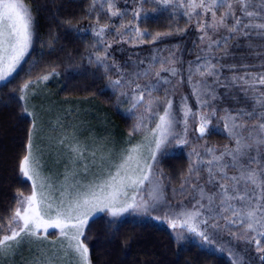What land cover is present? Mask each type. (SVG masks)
I'll return each mask as SVG.
<instances>
[{
    "label": "trees",
    "instance_id": "16d2710c",
    "mask_svg": "<svg viewBox=\"0 0 264 264\" xmlns=\"http://www.w3.org/2000/svg\"><path fill=\"white\" fill-rule=\"evenodd\" d=\"M183 2L186 4L187 0ZM24 3L31 9L34 42L21 69L6 86L0 84V225L5 228L17 198L30 188L19 171L32 128V120L20 99L24 83L53 73L46 82L52 85L51 90L58 99L82 101L89 106L96 104L127 135L138 119L132 113L123 112L127 101V109L132 108L131 94L143 91L146 97L180 101L178 117L183 122L185 106L189 110L187 143L183 148L165 153L156 163V175L165 197L173 203L186 202L197 190L209 167L206 162L213 159L207 149L219 156L236 147L235 139L224 130L225 117L253 111L258 117L264 115V109L256 103V98L264 100V85L257 84L251 89L245 84L253 76L264 75V35L258 34L264 30L249 28L230 33L226 29H206L212 41L207 37L201 41L203 33L198 22H211V14L197 17L193 13L190 19L185 15L187 8L179 6V0L167 7L159 0H112V11L120 13L117 16L109 11V0H24ZM225 10L219 8L217 17ZM249 10L257 15L244 16L238 5L236 15L244 22L264 23V0H249ZM136 12L140 14L139 19L134 15ZM228 23L234 20L230 17ZM105 25L108 27L104 35L96 36L93 29L99 30ZM137 27L147 35L143 42L142 37L136 36ZM157 33L162 35L153 42L152 37ZM225 37L230 38L225 41ZM97 55L105 59L97 63ZM207 64L214 65L215 75L201 77L196 69ZM162 67L177 68V75L161 71ZM158 70L161 82L149 95L144 86L156 83ZM163 78L171 83H165ZM116 79L122 80L121 86L111 85ZM137 84L140 89H136ZM194 85H198L195 94ZM202 115L209 121L204 136L198 131ZM236 122H246L245 129H250L259 120L244 115ZM139 132L134 131L133 135ZM252 154L264 165V150L257 154L253 149ZM198 160L204 161L197 165L200 171L190 175L189 167ZM223 162L231 163V156L225 155ZM251 167L258 166L251 164ZM225 171L228 176L237 173L232 168ZM207 215L204 210L202 218ZM219 223L223 227L217 230L203 226L211 240L207 243L191 232L184 239L178 238L166 224L152 220L149 215L131 213L111 219L102 214L90 220L84 243L89 248L90 264H233L234 259L236 264H264L261 259L264 252L257 251L254 240L244 238L243 223L227 225L223 219ZM219 232L224 241L217 237ZM255 235L248 233V237ZM238 240L245 241V250ZM259 247L264 248V237Z\"/></svg>",
    "mask_w": 264,
    "mask_h": 264
},
{
    "label": "snow or ice",
    "instance_id": "6c2138e0",
    "mask_svg": "<svg viewBox=\"0 0 264 264\" xmlns=\"http://www.w3.org/2000/svg\"><path fill=\"white\" fill-rule=\"evenodd\" d=\"M141 2H147V0H141ZM176 2L177 0H159V3L164 7ZM237 5L239 6V11L244 16L253 18L257 15L256 12L249 10V0H198V2L197 0H187L186 4L183 0H179V6L187 8L185 15H188L190 19L193 13H196L197 17L208 13L211 14V22H198V28L203 33L200 37L201 41L205 37L212 41V37L206 29H215L216 31L226 29L230 33H236L240 29L249 28L264 30V23L254 24L242 21L240 16L236 15ZM221 7H224L226 10L217 17V10ZM112 8L113 5L109 2L111 14L113 16L120 14L112 11ZM197 9H200L201 12H196ZM134 15L139 19V12L134 13ZM230 17L234 20L232 24L228 23ZM107 27L105 25L99 30L93 29V32L96 36L102 37ZM121 27L126 28L127 26L122 25ZM135 32L137 37H142L141 42H143V39H147V35L141 33L138 27L135 29ZM258 34L264 35V32ZM32 35L33 18L31 9L24 3V0H0V82H3L4 86L7 85L9 78L21 69L22 63L25 62L26 54L32 44ZM161 35L157 33L156 36L152 37V41L154 42ZM244 35H250V33L244 32ZM229 38L225 37V41ZM214 42L217 45L219 44V41ZM104 59L105 57L97 55V63H101ZM213 69L214 65L207 64V66L202 65L197 67L196 71L201 77H206L215 75ZM161 71H167L171 76H176L178 70L175 67H162ZM30 72L31 69H29V74ZM52 74L43 75L38 81L24 83L20 88V99H26V94L31 84L46 81ZM145 74L147 75V73ZM156 77V83L144 86L149 95H151L152 91L157 90L161 82L162 78L159 73H156ZM163 79L165 83H171L166 78ZM240 79H243V77ZM233 82L235 83V79ZM121 84V79L111 81L113 87L121 86ZM245 84L251 89H254L257 84L264 85V75L253 76L250 80H245ZM140 88L141 86L137 84L136 89ZM197 88L198 85H194V94ZM122 95L127 94L124 93ZM131 99L133 101L132 109H135L144 100V92L141 91L138 97L133 96ZM155 103L156 101L149 100L145 111L152 113ZM256 103L264 109V100L256 98ZM165 104L166 107L163 109V114L159 115V122L151 130V133L145 136L146 141H148L147 147L153 160H155L157 152L168 141L169 136L173 134L174 124L178 123L172 111V101L165 99ZM188 114L189 110L185 106V131H187ZM212 115H215L214 110ZM244 115L249 116L251 119H258L259 122L252 128L245 129L246 122H236L238 118L243 119ZM224 119V130L229 134L230 138L235 139L236 147L227 153H221L219 156H216L212 149H207L210 154H213V159L206 162L209 165V182L216 181L213 165L216 172L219 173L220 180L226 181V183L217 181L219 191L215 196H208L206 211L209 215L206 218H201L202 213L200 209L205 208V205L201 201L205 198V193L200 188V197L197 200L199 207L193 205V208L196 209L195 211L182 213L181 215L184 218L179 225L174 219L169 220L168 223L173 229L187 227L189 232L200 236L207 243H211V240L207 231L201 230V224L217 230L223 227L219 223V219H223L227 225L243 223L244 238L254 240L257 245V251L264 252V248L259 247L261 238L264 237V204L261 203V200H264V165H261L256 156L252 154L253 149H255L257 154L264 150V115L258 117L255 111H253L239 113L237 116L229 115ZM143 120L144 117H141L135 128L129 132L130 136L133 135L134 131L141 130ZM200 120L201 124L198 131L201 136H204L206 125L209 122L208 117L202 115ZM238 129L239 131H237ZM144 130L147 132L146 127ZM245 131L247 135L244 134ZM31 135L30 133L28 151L19 163V171L22 177L32 181V193L28 196L21 194L16 200L15 210L8 218L7 227L5 228L3 225H0V229H3L0 232V262L5 257L15 254L23 243L24 237L46 239L49 229H58L59 235L62 238L60 249L64 255L70 254L75 257L76 264H89L88 248L84 246L80 238L84 236L85 226L95 212L107 211L112 217H119L130 209L147 212L150 207L147 201L143 199L138 201L135 194L131 197L128 195V189L130 188L138 193L145 185V182L150 181V177L153 174L151 163L145 162L141 164V150L144 145H136L128 149L127 153L122 157V162L116 166L115 173H110L107 179L86 186V190L76 192L67 203L61 200L59 204L54 205V203L50 202V198L44 191L45 185L43 182L40 183L39 190L37 188L39 173L35 168ZM153 142L154 147L151 146ZM176 143L183 145L187 143V140L176 134ZM225 155L231 156V163H222ZM245 157L246 159H244ZM200 163H204V161L198 160L189 167L188 171L190 175L200 171L197 166ZM251 164H257L258 167L252 168ZM228 168L234 169L238 175L228 176L225 171ZM183 186L181 185V187ZM257 189H259V193H257ZM149 200L159 202L160 191L158 187L150 191ZM53 211L54 215L52 214ZM225 213H230V215H224ZM41 233L45 235L42 237ZM248 233H256V235L248 237ZM233 235H236V233H233ZM261 259H264V257H261ZM31 264H43V262L34 260ZM48 264H51V262L49 261ZM233 264H236L235 259L233 260Z\"/></svg>",
    "mask_w": 264,
    "mask_h": 264
},
{
    "label": "rangeland",
    "instance_id": "374dc122",
    "mask_svg": "<svg viewBox=\"0 0 264 264\" xmlns=\"http://www.w3.org/2000/svg\"><path fill=\"white\" fill-rule=\"evenodd\" d=\"M111 1L109 0V2ZM118 5L122 7L121 4ZM33 42L34 27L32 44L26 57L31 51ZM160 72L158 70L157 73ZM2 83L0 82V84ZM51 89H53L52 85H49L46 81L31 84L27 91L26 99L22 100L25 106V112L32 120L31 143L35 168L39 173V179L37 180L38 190L40 183L43 182L45 185L44 191L50 198V202L55 205L59 204L61 200H64L67 203L76 192L84 191L86 190V186L107 179L110 173L114 174L116 166L122 162V157L127 153L128 149L136 145H144L141 150V164L145 162L151 163L153 174L150 177V181L145 182V185L138 193L130 188L128 189V195L131 197L135 194L138 201L141 199L147 201L150 205L148 211H134L130 209L119 217H112L107 211H97L91 216L89 222L94 217L102 214L111 219H120L131 213L143 216L149 215L152 220L166 224V227L172 230L176 234V237L182 239L188 237L187 234H189V231L187 227L173 229L169 226L168 221L174 219L179 225L184 218L181 215L182 213L196 210L193 208V205H197V200L200 197V188L205 193V198L201 201L205 205V208L200 209L203 215V211L206 210L208 204V196H215L219 191L217 181L220 183L223 182L219 178V173L213 167L216 181L210 183L208 167L206 169L207 172L205 171V176L202 177L198 184L197 190L193 192L192 196L190 194L191 197L186 202L173 203L165 197L162 184L156 175V163L165 153H171L176 148L180 149L184 147V144L178 145L176 143V134L186 139L185 120L183 122L178 117V111L182 103L180 101L178 103L177 101L172 102V111L178 123L174 124L173 134L169 136L168 141L157 152L156 158L153 160L147 147L148 141H146L145 136L151 133V130L159 122V115L163 114V109L166 107L164 97L151 98L146 97L144 94V100L135 109L131 108L130 111L126 106L128 104V95L124 96V98H127L125 100L127 104L124 105L123 112L125 114H134L138 118L136 123L140 121L141 117H144L140 132L130 136L122 133L115 126L111 117L107 115V112L101 110L96 104L93 103L89 106L88 103L82 101L58 99ZM131 95L130 98L139 96V94ZM149 100L156 101L153 105L152 113L145 111ZM131 102L133 101L131 100ZM145 127L147 128V132L144 130ZM151 146H155L154 142ZM235 175H238V173H235ZM20 176L22 177L21 173ZM22 178L30 184V188L23 196L31 195L32 181L24 177ZM156 187L160 191V200L158 203L149 200L150 191ZM52 214H55L54 211ZM88 224L85 226L84 236L80 238L81 242L87 248L88 246L84 243V239ZM203 226L204 224L200 225L201 230L207 231ZM217 234V237L221 241H224L221 232ZM44 235V233H41L42 237ZM46 235V239L24 237L23 243L19 246L15 254L5 257L0 264H31L34 260H40L43 264H48L49 261L51 264H76L75 257L70 254L64 255L61 251L60 245L62 238L59 235L58 229H49ZM200 239L202 238L200 237ZM238 242H240L243 250H245V241L238 240ZM88 259L90 264L89 248Z\"/></svg>",
    "mask_w": 264,
    "mask_h": 264
}]
</instances>
